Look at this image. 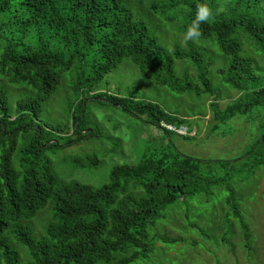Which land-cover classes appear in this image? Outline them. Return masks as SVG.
Returning <instances> with one entry per match:
<instances>
[{
	"label": "trees",
	"instance_id": "obj_1",
	"mask_svg": "<svg viewBox=\"0 0 264 264\" xmlns=\"http://www.w3.org/2000/svg\"><path fill=\"white\" fill-rule=\"evenodd\" d=\"M202 3L218 12L212 22L201 25L199 40L218 43L230 60L220 73L229 87L241 93L224 111L213 103L218 120L214 131L238 115L254 120L264 116V85H253L260 67L244 54L246 36L264 51L261 0H0V81L22 91L14 107L9 90L0 88V264H21L19 247L28 250V264H134L154 252L157 238L152 232L170 206L195 194L210 199L215 187L229 192L226 203L240 223L246 247L253 251L249 223L233 182L264 169V124L260 137L240 159L193 158L170 141L148 148L139 164L117 166L111 181L101 187L59 181L48 157L51 151L98 137L82 119L86 100L113 105L158 129L163 122L192 128L190 120L168 113L157 103L92 92L129 58L159 86L181 95L195 93L198 98L214 95L209 77L213 61L207 63V53L178 44L168 49L139 11L148 7L165 21L182 20L179 30L185 32ZM173 10H177L174 16L169 14ZM178 60L196 69V81L189 79L188 72L185 78L178 77ZM75 66L84 74L72 88L84 97L82 112L72 118L74 134L70 135L69 125H49L41 115L44 102L57 93L63 75ZM165 134L171 139L172 133ZM76 164L98 168L101 160L87 155ZM49 206L54 215L47 235L38 240L25 221ZM226 223L223 241L230 244L234 234L231 221ZM161 240L169 246L184 242ZM118 252L124 256L113 263Z\"/></svg>",
	"mask_w": 264,
	"mask_h": 264
},
{
	"label": "rangeland",
	"instance_id": "obj_2",
	"mask_svg": "<svg viewBox=\"0 0 264 264\" xmlns=\"http://www.w3.org/2000/svg\"><path fill=\"white\" fill-rule=\"evenodd\" d=\"M261 7L264 8V0H261ZM143 9H139L142 17L151 24L168 49L171 50L178 44L186 50L193 46L207 53V63L213 61L209 68V77L216 93L203 95L201 98L195 93L178 94L169 87L155 84L132 59L126 58L105 76L98 90H94L92 95L101 91L157 103L168 113L190 120V126L197 130L198 136L187 140L172 134L169 139L165 131L113 105L101 104L92 99L85 101L82 112L80 101L84 96L74 93L73 88L84 73L79 66H75L63 75L57 93L44 102L41 120L52 126L69 125L67 132L73 135L72 118L82 112L85 126L90 131L97 132L98 137L92 140L83 139L78 145L48 153L54 163L56 176L61 182L78 181L92 187H101L111 181L112 171L117 166L139 164L148 148H159L170 141L183 154L193 158L234 161L244 157L263 132L264 116L260 115L256 116L255 120L250 116L238 115L220 124L219 129L214 131L218 120L215 118L213 103L218 104L220 111H224L241 95L225 83L224 75L220 73L221 69L229 66V58L222 53L217 42L216 45L212 42L205 44L200 40L185 43V32L179 30L184 21L168 22L162 19V16L148 11V7L145 11ZM176 11H170L169 14L174 16ZM246 37L244 54L254 58L260 67L256 68L257 80L253 84L260 87L264 85V51L259 50L258 46ZM176 66L179 78H185V73L188 72L189 79L196 81L197 71L190 63L178 60ZM1 87L9 90L13 106L16 107L22 91L4 81H0ZM86 95L88 97V94ZM87 155L98 156L101 165L98 168H84L76 164L78 159H85ZM233 183L249 223L252 252L245 245L240 223L226 203L229 192L224 188L215 187L214 196L210 199H206L202 194H195L170 206L166 211V218L161 220L152 232L153 237L157 238L154 252L149 258L134 264H264V169L260 168L250 176L243 174L236 177ZM53 215V207L49 206L36 217L25 221V225L33 231L35 238L40 240L47 235ZM227 219L231 221L234 234L230 236V244L223 241L228 227ZM161 238L183 239L184 242L169 246L165 245ZM193 241L199 245L194 246ZM19 250L22 256L21 264H28V250L21 247ZM123 253L114 254L112 262L116 257H123Z\"/></svg>",
	"mask_w": 264,
	"mask_h": 264
},
{
	"label": "clouds",
	"instance_id": "obj_3",
	"mask_svg": "<svg viewBox=\"0 0 264 264\" xmlns=\"http://www.w3.org/2000/svg\"><path fill=\"white\" fill-rule=\"evenodd\" d=\"M218 10L207 3L199 4L195 10V17L187 26L184 33V42H197L201 38V25L210 23L215 19Z\"/></svg>",
	"mask_w": 264,
	"mask_h": 264
},
{
	"label": "built area",
	"instance_id": "obj_4",
	"mask_svg": "<svg viewBox=\"0 0 264 264\" xmlns=\"http://www.w3.org/2000/svg\"><path fill=\"white\" fill-rule=\"evenodd\" d=\"M163 131L170 132L172 134H176L182 137H196L198 136V132L196 129L190 128L184 124H170L163 122L161 127Z\"/></svg>",
	"mask_w": 264,
	"mask_h": 264
}]
</instances>
